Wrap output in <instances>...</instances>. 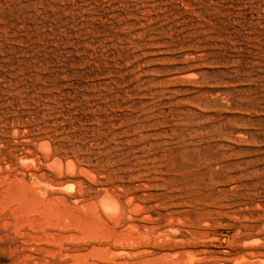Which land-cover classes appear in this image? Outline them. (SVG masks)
Segmentation results:
<instances>
[{"label": "rangeland", "instance_id": "1", "mask_svg": "<svg viewBox=\"0 0 264 264\" xmlns=\"http://www.w3.org/2000/svg\"><path fill=\"white\" fill-rule=\"evenodd\" d=\"M0 264H264V0H0Z\"/></svg>", "mask_w": 264, "mask_h": 264}, {"label": "bare ground", "instance_id": "2", "mask_svg": "<svg viewBox=\"0 0 264 264\" xmlns=\"http://www.w3.org/2000/svg\"><path fill=\"white\" fill-rule=\"evenodd\" d=\"M44 149H47V144H44ZM61 162V161H60ZM62 163V162H61ZM53 164H54V166L56 167V168H60V166H62V165H60V163L58 162V160H56V161H54L53 162ZM74 165V164H73ZM69 168H73L71 165H69ZM103 198V197H102ZM103 203L108 207V209L110 208L111 210L110 211H113L114 209V211H116V209L118 208V206L120 205L121 206V204H119L118 203V201H117V199H115V197L112 195H110V196H106L103 200ZM134 205V204H133ZM132 205V206H133ZM132 206H131V208H132ZM103 207H105V206H103ZM106 207V208H107ZM133 209H134V207H133ZM136 209V208H135ZM107 210V209H106ZM119 209H117V211H118ZM121 210V209H120ZM109 211V212H110ZM113 213V212H112Z\"/></svg>", "mask_w": 264, "mask_h": 264}]
</instances>
